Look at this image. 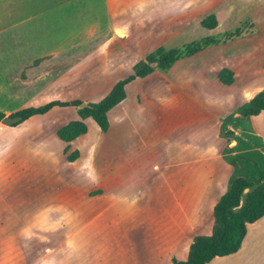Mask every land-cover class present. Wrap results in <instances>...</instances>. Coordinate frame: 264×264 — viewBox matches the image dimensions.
<instances>
[{
  "label": "rangeland",
  "instance_id": "374dc122",
  "mask_svg": "<svg viewBox=\"0 0 264 264\" xmlns=\"http://www.w3.org/2000/svg\"><path fill=\"white\" fill-rule=\"evenodd\" d=\"M211 14L218 20L214 28L203 25ZM207 36L219 43L182 57L169 70L155 66L151 75L127 85L129 99L109 112L111 132L104 133L91 118L85 119L88 134L70 143L68 152V143L56 133L79 118V106L54 112L52 125L37 137L34 160L3 156L22 147L45 118L16 124L13 134L0 131V189L14 183L13 179L24 184L30 177L32 184L35 173L37 205L36 219L31 212L21 221L6 219L1 214L3 205L12 203L13 193L10 187L0 190V260L5 264H80L85 259L91 264L88 254L99 249L100 264H126V254L132 250L124 241L126 219H181L183 248L191 231L213 232L214 205L235 176L255 182L264 173V110L246 112L264 92V0H0L1 110L40 106L54 99L98 101L159 46L182 47ZM223 67L235 72L233 84L219 79ZM156 103L164 107L159 134L166 135L167 141L179 142L180 136L189 134L171 130L174 108L189 111L199 121L200 129L194 130L196 153L205 160L197 161L194 199L188 192L175 194L156 186L153 192L137 190L142 183H151L147 186L152 189L153 176L142 177V183V178L134 184L122 183L131 175L124 157L122 167L114 169L116 177H110L109 142L124 134H158L151 131L142 111ZM126 116L124 130L121 122ZM162 146L169 154L143 145L153 172L165 171L157 185L175 182L167 169L177 166L174 159L169 161L176 145L161 142ZM97 149L101 154L94 158ZM77 150L83 154L69 161L68 154ZM17 169L19 174L5 177L7 170ZM22 172L27 174L19 176ZM187 178L179 182L188 183ZM119 184L127 185L123 189ZM171 195L179 196L180 202L170 200ZM114 202L119 203L108 209ZM94 213L98 216L93 217ZM259 220V233L256 226H249L238 255L219 256L210 264H264V216ZM84 222L88 226L79 229L72 244L70 235L64 239L65 232H74Z\"/></svg>",
  "mask_w": 264,
  "mask_h": 264
},
{
  "label": "crops",
  "instance_id": "0c3cea01",
  "mask_svg": "<svg viewBox=\"0 0 264 264\" xmlns=\"http://www.w3.org/2000/svg\"><path fill=\"white\" fill-rule=\"evenodd\" d=\"M144 78H146V77H144ZM144 78H138L136 80L139 81V80L144 79ZM136 80H134L130 84L133 85L136 82ZM128 91H129V89H127V92ZM128 97H129V94L127 95V98L124 101H122L120 104H118L117 106L121 107V104L129 99ZM138 106H140V104ZM62 107L63 106H55L50 111L46 112L45 114L34 115L31 118L21 122L20 124H24V122L32 121V120H34V118H37L38 116H42L43 118H45V121L43 122L44 124L41 126V128L38 129L36 134H32V135L30 134L28 138H25V140L22 142L21 145L18 144L19 146H22V147L13 151V153H11V151L9 150V152L7 154H5L3 156V158L5 156H7V158L10 156L13 159L26 158V160H28V161L32 160V159L34 160L37 157V150L35 148V146L37 145V141H38L37 137L42 136L41 134L49 126L52 125L53 121L51 120V118H52L51 116L54 114V112H56V110H59V108H62ZM189 108L193 109V107H189ZM174 109H177V110H174ZM174 109L172 110V113H173V118L176 119V121L175 120L173 121V129H171V130L174 132V130L179 129L178 134L181 133L180 130H182V129L184 132L189 131L188 136L187 137L184 136V138H182V136H180V138L182 140H180L179 142H176V141L174 142L171 140L167 141L165 139L166 135H164L163 133L159 134V131H160L159 130L160 129L159 123L161 121L160 118H162L163 114H164V107L159 105L158 103H156V104L149 106L147 110L143 109L142 110L143 114L145 113L146 119L149 120V125H150V128L152 129L151 131L153 133L155 131L158 134H156L157 136L153 135V137L152 136L151 137L150 136L144 137L142 135H126V134H124V135H121V137L113 138V140L111 142H109L110 145L108 146L109 167H110L109 168V174L111 175L110 177H113V178L116 177V175L118 173L114 172V169L118 168V166H120V168L122 167V163H120V161H122L121 159L124 157V159H123L125 161L124 166H125L126 170H128V172H127L128 175H130V174L131 175L128 178L124 179V181H122V178L121 179L117 178V180L119 182H121V181H122V183L123 182H125V183H128V182L132 183L133 182L132 184H134L137 182V179H140L142 177H147V179H148V178H150V176L151 177L153 176L152 185L154 184V187L156 186L159 189H166L167 191H170L171 193H175V194L180 193L181 191H185V192L189 193L190 199L195 198V195L197 192V183H196L197 161L198 160H205V156H201V155L198 156V154L196 153V149H197L196 148L197 147L196 146V144H197L196 143L197 142L196 134H197V131H194V130L199 128V127H197V124L199 123V121L197 120L196 116L195 117L191 116L189 114L190 113L189 111L178 110V107L174 108ZM18 110H20V109H18L16 107L15 108H13V107L2 108V111L5 113V116H9ZM147 115L149 116V118H147L148 117ZM127 119L129 120L128 116H126L123 119V121L121 122L123 124L124 130L126 129ZM202 121L205 122L204 125L207 124L206 123L207 120L202 119ZM110 123H111V121H110ZM157 123H158V125H157ZM20 124H18V125H20ZM209 124H211L210 121H209ZM204 125H203V127H204ZM14 126H15V124L6 125V124L2 123V121H0V131L1 132L3 131L6 133L13 134L16 130V128ZM112 129H113V127H112V125H110V129H109L108 133L111 132ZM204 130H205V128H204ZM192 131H194V132H192ZM191 132H192V136H191ZM56 135H57V133H56ZM160 141L162 143L163 142L164 143H173L174 145H176V147L174 146V155H173V157H171V159H169V161L174 159L175 161H173V164H175V162H176L177 166L175 167V165H174L173 168L167 169L168 171L172 170L173 179L175 180V182L171 183V184H167V185L165 182L161 183L160 185H157L158 183H156V181L161 182V177L162 178L165 177V171L163 170L164 172L160 173L161 175L160 174L156 175L153 172V170L150 166V162L152 161V159L149 158L147 155H145V148L143 147V145H145V146H148V150H152V151L157 150V151H160L161 153L169 154L165 150V148H163V146L159 147V144L161 143ZM73 142H71V143H73ZM29 145H32V147H30ZM15 148H16V146H15ZM81 153H82V151H81ZM100 154H101L100 151L97 149V151H95L93 154L94 158H97ZM26 167H27V165H26ZM17 171H18V169L14 170V171L7 170L5 177L13 178L14 175L12 176V172H16L15 174L17 175V174H19V173H17ZM26 174L27 173L22 172L19 176H21V175L25 176ZM29 176H31L30 173H29ZM155 176H156V178H155ZM185 177L186 178L188 177L186 179V180H188V183L179 182L182 179L185 180ZM33 179L35 180V173H33ZM24 180H26V179H24ZM34 180L31 184L30 183L31 179L29 177L28 182H24V184H21L20 180L13 179L12 181H14V183H11L13 185V188H11V186H10L11 184H9L8 187H2L1 188V189H7L10 187L11 192L13 193V195H12L13 199L10 200V202H12V203L8 204L7 207L3 205L4 210L2 211L1 214H2V216H4V218H6V219H19L21 221V220L25 219L24 216L26 214L30 215V212H31V214H33V216H34V218H32V219H36L35 206H37V205H36V201H35V199H36V196H35L36 188L35 187L36 186L34 185ZM140 181H141L140 183L145 182V179L142 178ZM149 184H151V183H142L137 190H141L142 192H144V191L153 192V191L158 190L156 187L149 189L147 186ZM119 185H120V188H123L121 186H124L127 184H123V185L119 184ZM226 190H225V192H226ZM5 191H7V190H4L3 192H5ZM31 194L33 196L32 200H31ZM5 199H7V195H5ZM179 199H180V197L179 196L175 197V195H174V197H172V195L170 197V200H172V201L177 200V202H180ZM118 203L119 202L111 203L110 205H108V209L112 210ZM31 204H33L34 207L31 208ZM99 211L100 210H97L98 215L100 214ZM95 213H94L93 217L98 216V215H95ZM48 220H51V219H45L44 221H46L48 223ZM180 222H181V219H126L124 241L128 245L131 244V247H132L131 251H129L128 253L126 252L127 253L126 254V256H127L126 264H173L174 256L180 260L187 259L189 249H190V244L192 243L194 237L198 234L194 231H191L190 235L191 234L192 235L189 237L190 240L188 241V243L186 244L185 247L180 248V241H181L180 235L182 233V230H185L182 227ZM259 222H260V220L252 222V223H248L247 233H246V236L244 237V240L242 242L241 247L239 248V250L237 252L229 254V255H238L243 250V248L245 247L246 237L248 236L249 226H256V235L259 233ZM35 223H38L37 220L34 222V224ZM86 224L87 223L84 222L77 230H74V232H68V231L65 232L64 239H66V236L70 235L71 236V244H72L73 243L72 240L75 238L79 229H85L88 226ZM119 229L122 230V227ZM24 232H25V230H24ZM210 234H212V233H210ZM210 234L208 233L205 235H210ZM202 235H204V234H202ZM117 241H118V239L115 240V242L113 244L116 245ZM257 243H258V239L253 240V246H255ZM180 249H182L183 252H181ZM79 250L80 251L77 250V252H85L84 249L82 251H81V249H79ZM66 252H67V250H66ZM88 255H89L88 256L89 263L100 264L101 260H100V250L99 249H97L96 251H93V253H89ZM224 256H228V255H224ZM0 257H1V255H0ZM2 257H5V256L2 255ZM216 257H219V256H216ZM66 259L68 262L67 256H66ZM0 261H2L3 264H5V260L3 258ZM211 261H209L207 264H210ZM61 263L65 264V262H63V261H61ZM80 264H86L85 259L80 261Z\"/></svg>",
  "mask_w": 264,
  "mask_h": 264
},
{
  "label": "trees",
  "instance_id": "16d2710c",
  "mask_svg": "<svg viewBox=\"0 0 264 264\" xmlns=\"http://www.w3.org/2000/svg\"><path fill=\"white\" fill-rule=\"evenodd\" d=\"M203 25L214 28L218 25V20L211 14L204 19ZM218 43V39L207 36L182 47L160 46L153 50L144 60L134 65L131 73L117 80L102 98L88 102L91 107L79 108L78 119L71 120L58 128L57 136L68 143L65 151H69L71 142L88 134L90 126L85 121L87 118H91L94 126L102 132L109 131L111 125L109 112L127 98V85L134 80L149 76L155 71V66L169 70L182 57L195 55L208 46ZM218 76L226 85H231L236 80L235 72L229 67H223ZM82 102L79 99L65 101L54 99L40 106L20 109L11 116H20V121L15 123L16 125L34 115L45 114L55 106H79ZM252 103L253 106L246 110L248 114H258L264 110V92L257 95ZM4 117L5 113L0 110V121ZM80 153L79 150L69 153L68 160L75 161ZM213 213L215 223L212 234L196 235L190 244L187 259L173 258V264H207L216 256L237 252L246 236L248 223L264 216V173L255 182H250L245 176H235L226 192L215 204Z\"/></svg>",
  "mask_w": 264,
  "mask_h": 264
},
{
  "label": "water",
  "instance_id": "95a60500",
  "mask_svg": "<svg viewBox=\"0 0 264 264\" xmlns=\"http://www.w3.org/2000/svg\"><path fill=\"white\" fill-rule=\"evenodd\" d=\"M84 107H91V105L88 102L83 101L80 105L79 108H84ZM2 123L6 125H13L20 121V116H5L2 120Z\"/></svg>",
  "mask_w": 264,
  "mask_h": 264
}]
</instances>
